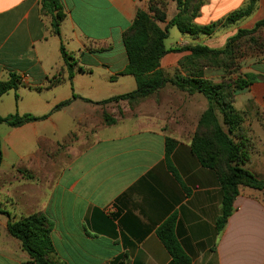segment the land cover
Returning a JSON list of instances; mask_svg holds the SVG:
<instances>
[{
	"label": "crops",
	"instance_id": "1",
	"mask_svg": "<svg viewBox=\"0 0 264 264\" xmlns=\"http://www.w3.org/2000/svg\"><path fill=\"white\" fill-rule=\"evenodd\" d=\"M43 1L0 0V82L11 75L20 79L19 87L0 99V116L47 115L9 126L0 136L3 159L15 156L13 166L35 175V181L21 178L14 188L9 181L0 192V264H33L7 224L9 216L35 213H45L54 224L51 258L58 264H175L156 233L173 215L190 264H264V191L241 188L233 213L217 228L220 181L191 151L206 99L169 83L138 103H103L137 89L135 77L123 74L128 65L123 37L137 11L148 10L153 0H56L63 14L59 34ZM248 1L203 0L195 23H222ZM166 13L162 28L178 13L175 2L167 0ZM263 19L259 0L252 16L219 25L210 37L177 29L172 48L165 43L160 69L172 77L180 68L188 53L175 46L204 43L219 49ZM247 74L256 79L235 97L234 106L247 114V170L264 178V60L249 65ZM105 115L115 123L107 124ZM167 138L177 142L171 163L178 178L169 169Z\"/></svg>",
	"mask_w": 264,
	"mask_h": 264
},
{
	"label": "trees",
	"instance_id": "2",
	"mask_svg": "<svg viewBox=\"0 0 264 264\" xmlns=\"http://www.w3.org/2000/svg\"><path fill=\"white\" fill-rule=\"evenodd\" d=\"M176 3L178 13L167 23L165 28L160 23L167 22V0H153L148 10H138L130 29L124 34L123 43L127 52L128 65L123 74L132 75L137 81V89L129 94L117 96L104 101V104L128 101L138 103L160 92L167 84H172L178 91L190 96L202 95L208 102L206 110L199 118L196 131L191 141V151L197 157L200 164L213 170L220 181L223 199L222 215L218 219L217 228L222 230L234 210V202L240 194L241 188H252L264 191V178H260L244 168L250 161V141L247 138V150L241 133L244 123V113L238 111L235 106V97L247 89L255 80H238L212 84L205 79L198 69V60L194 59L190 65L187 61H180L174 75L170 77L160 69L162 58L168 53L165 41L168 38L170 27H176L181 34L191 37H210L219 26H230L252 16L259 0H249L247 5L226 17L222 23L201 26L195 23L203 6V0H171ZM43 9L52 15L54 32L60 33V22L63 20L61 7L56 0H44ZM264 28V19L257 22L251 30L241 29L230 37L222 49L209 48L203 45L186 47L181 50H190L194 58H202L208 64L219 66L218 57L223 56V67H235L231 61L241 48V44L247 42V47H263L256 33ZM261 49V48H260ZM61 53L69 72L72 71L70 57L61 48ZM214 58V59H210ZM227 58V59H226ZM192 68L188 73L182 72ZM205 67L210 65L205 64ZM20 79L11 75L8 81L0 82V99L3 95L19 87ZM66 104V103H65ZM64 104L57 106L60 109ZM46 116L36 117L31 114L20 115L18 113L0 116V125L7 124L11 127H21L25 124L46 119ZM107 124H114L115 120L105 115ZM241 135V137H240ZM239 136V137H238ZM238 137V140L237 138ZM177 142L171 138L166 139L165 151L169 169L178 178V174L171 163V155ZM3 162V150L0 138V165ZM1 212V210H0ZM176 215L167 219L156 231L175 264H190V259L183 251L176 237ZM54 224L45 213H35L26 217L15 219L9 216L7 228L9 234L20 241L33 264H58L51 255L55 252L52 239Z\"/></svg>",
	"mask_w": 264,
	"mask_h": 264
},
{
	"label": "rangeland",
	"instance_id": "3",
	"mask_svg": "<svg viewBox=\"0 0 264 264\" xmlns=\"http://www.w3.org/2000/svg\"><path fill=\"white\" fill-rule=\"evenodd\" d=\"M170 32H171V35L166 39V42H165L167 48H169V49L172 48V45H174L177 42V39H176L177 36L176 35H179V32H178L177 28H175V27L172 28ZM174 33H176V35ZM256 38H258V40L261 43H263V45H262L263 47H259V49H257L256 46L247 47V42L244 44H241L240 50H238L237 54L234 55L235 57L231 59V61L233 63H235L236 66L235 67L232 66L229 69L223 67L224 62L227 61V60H224L223 56L218 57V60H219L218 65L219 66H214V65L208 64V61L206 59L194 58L192 56V52L190 50L178 51V50L184 49L186 47H194L198 44H195L193 46H186V47L175 46L174 48H175L176 52H187L188 53L187 55H185L181 59L182 61H187L186 65L189 66L190 63L192 61H194V59L198 60L197 66H199V64L204 65L203 68L198 69V72H201V75L205 79L209 80L212 84H221V83H225V82H235V81H238L241 79H244L247 81V80H251L253 78L256 79V76H257L254 74H247V67H249V65H252V63L256 64L259 61L264 60V28H261L256 33ZM200 45L207 46L204 43H200ZM207 47L211 48L210 46H207ZM222 48H219V49H222ZM210 59H214V58H210ZM205 64L210 65V67H205ZM188 66L185 70H183V69L181 70L182 72H184V74L188 73L189 70H192V68H189ZM4 99H5V101H7V99H9V98L5 97ZM12 106H13V103H12ZM246 120H247V114L244 113V123H243L242 128H241V133H239V134H242L243 139H246L244 141V143L246 146L245 148L247 150V127H245V121ZM9 129L10 128L7 124H1L0 125V136L2 138L5 137L6 133L9 131ZM27 136L28 135H25V137H27ZM238 137H236L237 140H238ZM240 137H241V135H240ZM16 160L17 159H15V156L6 157L5 159H3V162L0 165V192H2L5 185L7 186L9 181H11L13 188L18 186V183H20L21 178H24L28 181H31V180L35 181V175L32 173V171L27 170V168L25 166H22V165H14L13 166V164ZM249 162L244 165L245 169H247V165L249 164ZM2 200H4L3 196L0 195V201H2Z\"/></svg>",
	"mask_w": 264,
	"mask_h": 264
}]
</instances>
